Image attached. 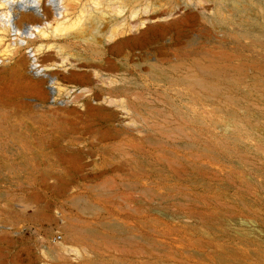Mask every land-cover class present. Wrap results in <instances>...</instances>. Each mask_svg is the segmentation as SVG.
Wrapping results in <instances>:
<instances>
[{"label": "rangeland", "instance_id": "374dc122", "mask_svg": "<svg viewBox=\"0 0 264 264\" xmlns=\"http://www.w3.org/2000/svg\"><path fill=\"white\" fill-rule=\"evenodd\" d=\"M26 1L0 0V264H264V0ZM150 16L178 26L115 43Z\"/></svg>", "mask_w": 264, "mask_h": 264}, {"label": "water", "instance_id": "95a60500", "mask_svg": "<svg viewBox=\"0 0 264 264\" xmlns=\"http://www.w3.org/2000/svg\"><path fill=\"white\" fill-rule=\"evenodd\" d=\"M18 9H28L31 10L33 9L32 5H27V4H22V2H19L17 5ZM175 19H179L178 17ZM63 77H69V76H77V77H84V76H88L90 74V70H88L87 68L81 66V65H71L69 68L67 69H63L61 71ZM23 76L25 79L30 80V81H34V82H38L40 83L39 86H43L45 91L48 94L47 103H54V104H58V105H62L64 104L63 101H54L52 98V93H53V88L50 85V75L47 72H44V70L39 69L37 70L36 67H34L32 64H29L27 66V68L25 69V72L23 73ZM88 103L95 106L97 105L95 103L94 99H89Z\"/></svg>", "mask_w": 264, "mask_h": 264}, {"label": "bare ground", "instance_id": "6f19581e", "mask_svg": "<svg viewBox=\"0 0 264 264\" xmlns=\"http://www.w3.org/2000/svg\"><path fill=\"white\" fill-rule=\"evenodd\" d=\"M33 2L34 3L36 2L37 4L33 5V4H30V2H27V1L26 2H22V4H24V5L27 4V5H32L33 6V9H31V10H28V9H24V10L30 11L33 14L38 15L39 14V12H38L39 11L38 0H33ZM18 3L15 5L16 8H17ZM153 19H157V16L146 17L145 21H147V22L144 24V26L136 27V29L134 31H132V33H130L128 36H125L124 38L117 39L115 41V43L121 44V43H125V42L143 40L148 34L156 33V32L161 33L162 31L166 30V28H168L170 26H176V25L178 26L177 22L179 21V19H173V20H166L165 22H159V21L153 22L152 21ZM162 33H164V32H162ZM9 66L10 65H2V66H0V76L6 74L8 72V70L10 71L11 67L9 68ZM36 69L39 70V69H42V68H36ZM28 83H30V84H32L34 86H39L40 85V83L34 82V81H30V80H28Z\"/></svg>", "mask_w": 264, "mask_h": 264}]
</instances>
